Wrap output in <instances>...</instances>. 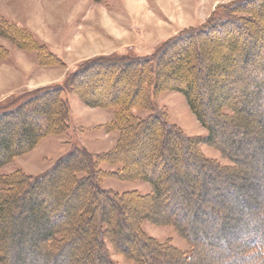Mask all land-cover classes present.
<instances>
[{"label": "rangeland", "instance_id": "rangeland-1", "mask_svg": "<svg viewBox=\"0 0 264 264\" xmlns=\"http://www.w3.org/2000/svg\"><path fill=\"white\" fill-rule=\"evenodd\" d=\"M72 1L76 2L77 0H0V112L5 108L22 104L31 91L63 85V83L68 87L61 97L67 100L69 108L67 119L65 118L66 125H60L61 131L56 134L48 133L41 137L32 150L26 151L25 154L16 157L12 162L2 167L0 174L9 175L19 172L26 176H40L51 170L60 159L66 158L68 154L76 152L81 155V151H85L90 156L88 157L90 163L96 162L93 169L96 173L107 174L119 170L120 165H112L102 160V156L111 152L117 144L118 134L107 129V125L112 119V111L84 104L80 97L69 89L68 78L75 70L79 69L82 63L94 58L125 53L139 56L152 55L165 41L171 40L182 32L193 33L191 34L193 37L196 35L193 31L204 27L217 7L237 0H180L183 3V11L176 10V6L173 5L174 10L172 8L167 11L164 9L165 12H163L162 6L171 4L169 0H79L80 3ZM172 2L176 3L175 0ZM138 7H140V11L136 10ZM75 10H82L83 13L76 15ZM141 10L143 11L141 12ZM38 11L40 12L38 13ZM128 11L133 12L132 15L128 14ZM144 17L146 22L142 19ZM256 17L259 29L264 28V12L258 13ZM69 18L74 19L71 22ZM114 24L116 25L115 30H113ZM174 31L176 32L174 33ZM218 35L214 34L210 38L203 36L202 46L211 44V47H214L219 44V41L221 43L222 39L225 40L226 36ZM211 40H216V43L213 44L214 41ZM183 45L171 47L164 57V63L179 64L183 60L184 53L179 47ZM55 48L61 49L62 53L59 54V50H55ZM262 51L259 55L256 54L250 58L253 66L264 67V63L260 60L264 58V50L262 49ZM223 52L220 51L216 54L214 60L225 62L224 56L227 52ZM45 57L47 58L45 59ZM201 57L197 56L190 69H195L194 72L200 75L198 81L200 86L195 99L197 103H200L204 117L209 123L212 122L211 114L219 119L217 109H222L223 113L232 116L234 107H237L238 114L233 119L221 118L213 123L216 141L214 145L200 143V153L207 161L205 167L209 169V167L213 168L212 165H216L220 173L215 174L217 177L213 178L210 183L214 185L212 188L214 190L200 198L199 205L207 204L209 208L216 209V214L227 215L228 213L230 220L225 221L226 228L224 230H215V226L201 221L212 219L215 213L202 214L200 217L192 219L189 218L190 214H187L184 219L192 221L193 224H197L201 228H208L210 232L206 238H200V242H206L208 246L200 251L199 264H242L243 261L238 258V254L241 251L242 241L246 239L248 233L245 227L264 222V189H261L264 180V112L261 111L264 110V98L251 106L240 101L249 100L254 94L252 85L261 72L254 67L251 71L246 67L238 70L237 62L241 58L236 51L231 55L236 64L229 68L227 63H223L228 67L227 72L216 71L214 77L209 75L205 79L204 67L210 74L208 71L210 62L207 63L204 57ZM162 69L163 67L160 68L161 71ZM100 73L101 70H93L91 75L83 78V81H88ZM212 77L219 78V86L212 85L210 82ZM158 80L159 83L170 86L178 83L175 75L167 76L166 81L158 76ZM152 101L154 108L159 112V115L163 116L165 124L171 130L179 131L188 138L200 140L208 135L207 129L197 120L182 94L175 91L159 92L153 95ZM41 107L43 108V106ZM254 110L257 112L254 113ZM150 113L149 110H142L138 112V115L145 118ZM240 116L243 119L240 120ZM30 121L43 123L40 117L37 118V114L32 120L16 117L6 132L0 134V138L13 136L21 141L20 145L25 147L24 141L18 137L19 128L21 125L29 124ZM151 127L150 125L149 129L139 131L136 141L126 151L129 160L133 162L132 169H137L139 161H145L144 156L150 146V139L152 136L154 138L151 131L153 127ZM169 135L170 139L161 140L162 147L159 144V152L166 156L165 162L155 168V172L159 174L168 171V167L176 166L184 161L180 151L172 153V150L180 148L182 145H176L173 135ZM140 144L145 146L141 150L142 155L138 157L136 153ZM217 147H223L225 151H220ZM179 167V171L180 169L182 172L187 171L185 164H181ZM148 172L151 173V170ZM59 175L62 176L61 187L63 189L71 185L67 179L66 171ZM186 180L190 184L196 182L190 177H187ZM99 182L102 188L118 194L137 191L140 195L148 196L152 192L151 184L144 180L123 181L105 176ZM228 184L233 190L240 192L237 199L227 196L228 188L226 189L224 186ZM237 186L240 187L237 188ZM186 191L187 188L183 186L178 190L180 194H184ZM79 194L80 191L77 190L75 194L77 198L72 197L69 202L73 205L81 203L78 200ZM177 213V210L147 201L132 214L131 228L135 226L134 219L141 215H147L148 218L141 226L145 236L154 238L159 244L179 251L182 255L184 252L188 254L190 244L186 238L171 224H162L163 221L170 219L169 215L175 216ZM160 220H162L161 223ZM0 225L3 228L10 225V231L14 232L20 222L11 221L10 224L2 223ZM54 225V222L44 223L38 225L37 228L41 229L40 231H47ZM79 235L77 234V236ZM141 235L143 234L141 233ZM130 239L136 242V237ZM73 240L72 243L78 241V239ZM15 241H18L17 238L7 242L9 256L20 257L24 254L23 264H44L45 261L38 254L42 242L34 241L36 247H26L22 251L18 249ZM23 241L24 243L33 241V238L30 239L28 234H25ZM134 242L130 241L132 248ZM138 246L141 247L139 244ZM73 247H75L74 244L71 246L65 244L64 255L55 256V263L81 264L68 253V250ZM144 252L147 253L148 250ZM114 253L112 258L118 264H136L131 258ZM139 253L141 255L139 257L145 256L141 252ZM259 258L264 261V256L260 255ZM81 260L85 263L87 259L81 257ZM259 264H261L260 260Z\"/></svg>", "mask_w": 264, "mask_h": 264}, {"label": "trees", "instance_id": "trees-1", "mask_svg": "<svg viewBox=\"0 0 264 264\" xmlns=\"http://www.w3.org/2000/svg\"><path fill=\"white\" fill-rule=\"evenodd\" d=\"M262 12H264V0H237L217 7L206 25L193 31L195 36H191L193 33L182 32L171 40L165 41L152 55L139 56L125 53L98 57L82 63L79 69L68 78L69 89L75 92L84 104L112 111V119L107 129L118 134L117 144L111 152L102 156V160L112 165H120L119 170L107 174L96 173L93 170L96 162L90 163L88 159L90 156L85 151H81V155L76 152L68 154L66 158L60 159L51 170L40 176H26L19 172L9 175L1 173L0 224L18 221L20 225L14 232L10 231V225L5 228L0 225V264L24 263L23 253L20 257L8 255L7 242L14 238H17L18 241H15V244L22 251L26 247H36L34 241L42 242L38 254L45 261L44 264H56L55 256L64 255L65 244L75 245L68 250V253L81 264H118L112 258L114 252L131 258L136 264H199L198 255L208 246L206 242L201 243L200 238H206L210 232L208 228H201L192 221L185 220L184 217L190 214L189 218L192 219L202 214L215 213L212 219L201 220L200 218L203 223L215 226V230H224L225 221L230 220L228 213L227 215L216 214V209L209 208L207 204L199 205L200 198L214 190L212 189L214 185L210 183L213 178L217 177L215 174L220 173L216 165H212L213 168L209 167L212 170L205 167L207 161L203 159L199 146L200 143L214 145L216 141L213 123L221 118H235L238 109L233 108L232 116L223 113L222 109H217L219 119L211 114L212 122L209 123L203 115L200 103H197L195 99L200 86L198 85L200 75L194 72L195 69L190 68L197 56H202L207 63L210 62L208 64L210 74L204 67L205 79L209 75L214 77L216 71L219 73L228 71V67L223 63H227L229 68L236 64L231 55L237 51L241 58L237 62L238 70L246 67L249 71L255 68L261 72L252 85L254 94L249 100L245 99L240 102L251 106L262 101L264 98V67L253 66L250 59L263 52L262 49L264 50V28L259 29L256 17ZM214 34L228 37H225V40L222 39L221 43L219 41V44L214 47H211V44L203 47L202 37L210 38ZM211 41H214L213 44L216 43V40ZM182 44L184 45L179 48L184 51L183 60L179 64H165L164 57L171 47ZM220 51L227 52L224 56L225 62L214 60ZM260 60L264 63V58ZM161 67H163L162 71ZM93 70H101V73L91 77L88 81H83V78L91 75ZM172 75L177 77L176 85L159 83L158 76L166 81L167 76ZM213 77L209 78L212 85H220L219 78ZM67 87L63 83V85L31 91L22 104L5 108L0 112V134L6 132L16 117L32 120L37 114V118L40 117L43 121L42 124L30 121L29 124L20 126L18 137L24 141L25 147L20 145L21 141L13 136L0 138L2 154L0 170L16 157L32 150L41 137L48 133L56 134L61 131L60 125H66L65 118L69 108L67 100L61 95ZM164 91H175L185 97L197 120L208 131L205 138L201 140L188 138L179 131L171 130L165 124L163 116L159 115L152 101L154 94ZM117 94L120 95L117 97ZM142 110H149L151 113L143 118L138 115V112ZM261 111L264 112V110ZM241 119H243L242 116H240ZM150 125L153 127L151 131L154 138L152 136L150 139V146L144 156L145 161H139L137 169H132L133 162L129 160L126 151L136 141L139 131L149 129ZM169 134L173 135L176 145H182L172 150V153L180 151L184 161L176 166L168 167V171L159 174L155 172V168L166 160V156L159 152L160 143L164 138L170 139ZM144 146L143 144L138 146L136 153L138 157L142 155L141 150ZM217 148L225 151L223 147ZM181 164H185L187 171L182 172L181 169L179 171ZM148 170H151V173ZM63 171H66L67 179L71 183L64 189L61 187L62 176L59 175ZM105 176L123 181L144 180L151 184L152 192L148 196L140 195L137 191L118 194L101 187L99 181ZM187 177L194 179L195 184L188 183ZM182 186L187 188L184 194L178 192ZM224 187L228 188L229 198L239 197L240 192L233 190L230 184ZM262 188L264 189V180L261 184ZM77 190L80 191L78 200L81 203L73 205L69 200L72 197L77 198L75 195ZM147 201L178 211L175 216L169 215L170 219L163 221L162 224H171L186 238L190 244L188 254L184 252L182 255L179 251L159 244L154 238L145 236L141 226L148 218L147 215L134 219L135 226L131 228L132 214ZM50 222H54L55 225L47 231H40L41 229L37 228L40 224ZM79 230H81L80 233ZM245 230H248V233L246 239L242 241L238 258L243 261L242 264H259V260L261 264H264V261L259 258L260 255L264 256V222L254 226L247 225ZM76 233L80 235L77 236ZM25 234H28L30 239L32 237L33 241L24 243ZM132 237H136V242L130 239ZM73 239H78L79 242L72 243ZM130 241L134 242L133 248ZM145 250L148 252L145 253ZM139 252L145 256L139 257L141 256ZM257 256H259L258 259H255ZM81 257H86L85 263Z\"/></svg>", "mask_w": 264, "mask_h": 264}, {"label": "crops", "instance_id": "crops-1", "mask_svg": "<svg viewBox=\"0 0 264 264\" xmlns=\"http://www.w3.org/2000/svg\"><path fill=\"white\" fill-rule=\"evenodd\" d=\"M61 1H63V0H61ZM70 1H71V0H70ZM165 1H167V0H165ZM72 2H73V1H72ZM169 2H170L171 4H168V5L165 4L164 6H162V8H163V9H162L163 12H165V10H166V11H167V10H172L173 7H174L173 5L176 6V10H177V9H181V11H183V6H182L183 3H181L180 0H177V1L175 0L176 3H173L172 0H169ZM73 3H80V2H79V0H77L76 2H73ZM163 3H164V2H163ZM164 7H165V8H164ZM77 8H78V7H77ZM77 8H76V9H77ZM171 8H172V9H171ZM164 9H165V10H164ZM136 10H139V11H140V7H138ZM173 10H174V9H173ZM52 11H53V10H52ZM52 11H49V13H52ZM142 11H143V10H141V12H142ZM185 11H186V10H185ZM39 12H40V11H38V13H39ZM75 12H76V13H75L76 15H78V14L81 15V14L83 13L82 10H80V11H79V10H78V11L75 10ZM170 12H171V11H170ZM132 13H133V12L128 11V14L132 15ZM139 13H140V12H139ZM39 15H41V14H39ZM38 17H39V16H38ZM148 17H149V16H148ZM73 19H74V18H69V20H70L71 22L73 21ZM132 19H133V18H132ZM142 19H143L144 22H146L145 17L142 18ZM143 21H142V22H143ZM85 22H86V21H85ZM113 23H114V22H113ZM127 26H128V25H127ZM115 29H116V25L114 24V25H113V30H115ZM117 30H118V29H117ZM118 31H120V29H119ZM121 31H122V30H121ZM175 32H176V31H174V33H175ZM174 33L172 32V34H174ZM170 34H171V33H170ZM172 34H171V35H172ZM144 46H145V45H144ZM55 50H59V52H60L59 54L62 53V52H61V49H59V48H55Z\"/></svg>", "mask_w": 264, "mask_h": 264}]
</instances>
